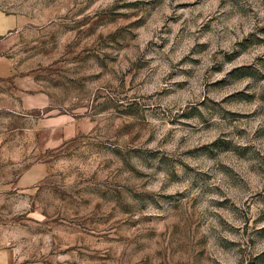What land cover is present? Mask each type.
Masks as SVG:
<instances>
[{"label":"rangeland","instance_id":"1","mask_svg":"<svg viewBox=\"0 0 264 264\" xmlns=\"http://www.w3.org/2000/svg\"><path fill=\"white\" fill-rule=\"evenodd\" d=\"M0 245L28 264H264V0H0Z\"/></svg>","mask_w":264,"mask_h":264},{"label":"crops","instance_id":"2","mask_svg":"<svg viewBox=\"0 0 264 264\" xmlns=\"http://www.w3.org/2000/svg\"><path fill=\"white\" fill-rule=\"evenodd\" d=\"M23 24L24 19L21 16L0 12V78L7 77L15 71L10 53L14 46V37ZM0 264L28 263L19 261L14 247L0 245Z\"/></svg>","mask_w":264,"mask_h":264}]
</instances>
